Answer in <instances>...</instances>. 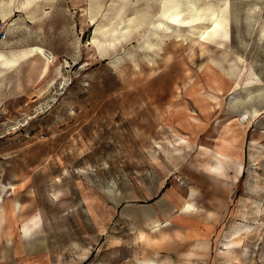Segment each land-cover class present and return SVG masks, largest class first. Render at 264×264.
Wrapping results in <instances>:
<instances>
[{
  "label": "rangeland",
  "instance_id": "obj_1",
  "mask_svg": "<svg viewBox=\"0 0 264 264\" xmlns=\"http://www.w3.org/2000/svg\"><path fill=\"white\" fill-rule=\"evenodd\" d=\"M22 1L0 0V264H264V0H230L210 39L160 25L166 0ZM14 201L40 215L27 239Z\"/></svg>",
  "mask_w": 264,
  "mask_h": 264
},
{
  "label": "bare ground",
  "instance_id": "obj_2",
  "mask_svg": "<svg viewBox=\"0 0 264 264\" xmlns=\"http://www.w3.org/2000/svg\"><path fill=\"white\" fill-rule=\"evenodd\" d=\"M32 1L33 0H23L21 2V6L23 7L28 6L31 4ZM11 3H13V0H9V4ZM229 6H230V0H223V5L218 6V7L212 6L209 3L201 4L197 0H166L163 6V10H162V18L164 21L161 19L159 24L164 25L170 22L178 26H181V25L184 26L188 24H194L198 21L207 20L211 23V26L208 27V29H206L205 31H203L202 33L203 39H208V38L210 39L211 37H214V36L218 37L221 34L228 35L226 27L229 21V17H228L229 16ZM2 16L5 18L7 15L6 13H2ZM147 17H148L147 12L136 10L134 15L122 20L124 23L122 26L113 29L111 33L112 36L109 39L107 44L109 46H114L116 42L119 41L120 37L122 38L128 37L135 28H138L139 26L143 25L147 21ZM36 53H39L44 58L48 59L47 66L52 61V59L48 55L47 49H45L42 46H36L33 49H29L28 51L25 52V54L27 55H33ZM236 67L237 66L235 64L233 65L231 64L227 72L233 76V74L236 73L235 71ZM196 103L198 106L195 109L189 108L186 105V103L183 104L180 107V109H186L187 111L189 110L188 116L198 120L197 118L200 117L201 112L203 111V107H201L198 102ZM257 113H258V110L254 108L252 114L257 115ZM173 128L174 130L178 131V133L180 134L179 145L189 142V139H188L189 137L187 133L182 132L176 125H173ZM232 134L233 132L231 133V136L220 135L219 138H217V139H220L221 145L219 146L220 149L217 150V152L215 153V156L219 160V162L216 165L212 166V169H214L215 171L222 170L221 166H223L224 160L228 159L230 156V154H228L227 151L232 149V147H235V145H238L240 141L237 135H232ZM192 194H193V191L191 195ZM26 206H27L26 204H23L19 201H14L13 209L19 212L20 223H21L20 232L25 239H27L28 236L32 232L34 233V230L37 229L36 227L40 223V215L37 212L30 213L27 215L23 214V210L24 208H26ZM196 210H198V207L194 204L193 201L189 199L183 203L182 209L180 212H184V214L185 213L188 214ZM162 224L163 222H160L159 220L154 219L151 222V227L153 231H158L160 234H164L165 232L164 233L161 232L162 226H163ZM233 231H234L233 235H236L241 231V229L238 227H235ZM149 237H150L149 234H146L145 236H143V238L148 239V240H149ZM198 246L203 247V249L208 248L209 240L205 242H200ZM225 248L228 251H231V249L233 251V247L230 244H225ZM153 261H150V262L155 263Z\"/></svg>",
  "mask_w": 264,
  "mask_h": 264
},
{
  "label": "crops",
  "instance_id": "obj_3",
  "mask_svg": "<svg viewBox=\"0 0 264 264\" xmlns=\"http://www.w3.org/2000/svg\"><path fill=\"white\" fill-rule=\"evenodd\" d=\"M6 15H7V14H6ZM15 15H16V13L13 12V13H12V16H11V15H10V16L15 18ZM0 16H2V15L0 14ZM6 17H7V16H6ZM11 17H10V18H11ZM0 18H2V17H0ZM1 40H2V39H1ZM3 40H4V39H3ZM26 51H27V50H26ZM24 56H31V55H24Z\"/></svg>",
  "mask_w": 264,
  "mask_h": 264
},
{
  "label": "built area",
  "instance_id": "obj_4",
  "mask_svg": "<svg viewBox=\"0 0 264 264\" xmlns=\"http://www.w3.org/2000/svg\"><path fill=\"white\" fill-rule=\"evenodd\" d=\"M5 37H6V31H4V32L2 33V35H1V39H5Z\"/></svg>",
  "mask_w": 264,
  "mask_h": 264
}]
</instances>
